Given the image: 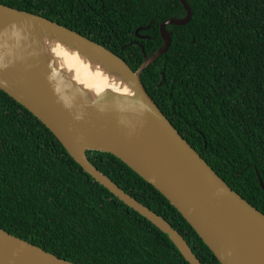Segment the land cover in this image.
Here are the masks:
<instances>
[{
  "label": "trees",
  "instance_id": "obj_1",
  "mask_svg": "<svg viewBox=\"0 0 264 264\" xmlns=\"http://www.w3.org/2000/svg\"><path fill=\"white\" fill-rule=\"evenodd\" d=\"M140 74L149 97L227 185L264 214V0H186ZM96 42L132 70L162 44L179 0H0ZM137 30V35L135 31ZM88 160L161 216L202 264H220L181 214L112 154ZM0 228L75 264H189L166 234L94 181L0 90Z\"/></svg>",
  "mask_w": 264,
  "mask_h": 264
},
{
  "label": "water",
  "instance_id": "obj_2",
  "mask_svg": "<svg viewBox=\"0 0 264 264\" xmlns=\"http://www.w3.org/2000/svg\"><path fill=\"white\" fill-rule=\"evenodd\" d=\"M132 70L104 46L37 14L0 4V90L36 117L94 181L167 235L189 264H202L161 216L122 190L87 158V150L112 154L152 185L181 214L220 264H264V214L232 190L172 126L149 97L141 72L170 44ZM137 35V30L135 31ZM77 50L121 83V89L79 87L58 69L44 43ZM124 88V89H123ZM259 186L264 185L259 179ZM0 264H75L0 228Z\"/></svg>",
  "mask_w": 264,
  "mask_h": 264
},
{
  "label": "bare ground",
  "instance_id": "obj_3",
  "mask_svg": "<svg viewBox=\"0 0 264 264\" xmlns=\"http://www.w3.org/2000/svg\"><path fill=\"white\" fill-rule=\"evenodd\" d=\"M50 41L44 43L47 52L57 64L59 70L67 74L79 87L102 90L104 87L121 89L120 82L110 75L100 65L93 63L84 54L77 50H70L64 45H54ZM124 89V88H123Z\"/></svg>",
  "mask_w": 264,
  "mask_h": 264
}]
</instances>
